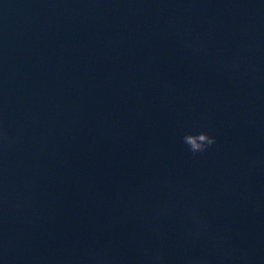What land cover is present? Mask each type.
<instances>
[{
  "label": "water",
  "instance_id": "1",
  "mask_svg": "<svg viewBox=\"0 0 264 264\" xmlns=\"http://www.w3.org/2000/svg\"><path fill=\"white\" fill-rule=\"evenodd\" d=\"M188 26L211 36L209 59L185 46ZM245 45L241 73L214 70ZM5 119L19 143L0 151V264L101 249L137 264L160 243L145 216L165 178L206 194L234 264H264V0H0ZM194 126L218 139L196 157ZM183 226L159 225L170 264Z\"/></svg>",
  "mask_w": 264,
  "mask_h": 264
},
{
  "label": "clouds",
  "instance_id": "2",
  "mask_svg": "<svg viewBox=\"0 0 264 264\" xmlns=\"http://www.w3.org/2000/svg\"><path fill=\"white\" fill-rule=\"evenodd\" d=\"M176 31L184 38L185 46L193 54L205 59L212 56L209 43L211 36L201 37L194 34L190 26L177 27ZM248 50V46L245 45L229 59L213 62L212 67L215 71L229 74L241 73L244 54ZM243 74L252 73L246 71ZM18 143L19 135L13 133L10 123L6 119L0 122V151L7 155L18 147ZM182 143L187 146L193 157H196L212 150L217 145L218 139L207 131L197 130L194 126L182 136ZM158 188L161 198L145 216V222L160 243L153 247L142 246L137 264H170L171 258L165 249V237L159 225L178 217L184 221L182 240L185 249L184 254L179 257L178 264H234L237 259V249L228 243L208 218L205 212L206 194L196 191L187 182L172 178L162 180ZM196 243L202 245L200 254H189L187 250ZM125 260V257L115 256L101 249L88 252L82 258L81 264H125Z\"/></svg>",
  "mask_w": 264,
  "mask_h": 264
}]
</instances>
